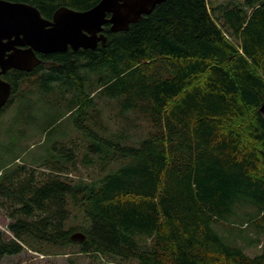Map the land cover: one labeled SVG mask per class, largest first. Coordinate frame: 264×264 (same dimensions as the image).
<instances>
[{
  "label": "trees",
  "instance_id": "1",
  "mask_svg": "<svg viewBox=\"0 0 264 264\" xmlns=\"http://www.w3.org/2000/svg\"><path fill=\"white\" fill-rule=\"evenodd\" d=\"M6 1L47 19L100 2ZM224 1L164 0L127 31L106 25L104 46L39 54L32 72L7 73L13 95L0 114L38 93L67 110L74 134L43 161L0 168L9 219L0 264L26 250L118 264H264V0ZM98 100L118 109V131ZM77 232L84 241L71 240ZM240 240L261 250L249 255Z\"/></svg>",
  "mask_w": 264,
  "mask_h": 264
},
{
  "label": "water",
  "instance_id": "2",
  "mask_svg": "<svg viewBox=\"0 0 264 264\" xmlns=\"http://www.w3.org/2000/svg\"><path fill=\"white\" fill-rule=\"evenodd\" d=\"M164 0H100L93 8L77 11L57 9L46 19L33 5L0 0V110L8 103L12 85L2 77L10 70L32 72L41 64L38 54L94 50L106 44L104 33L127 31L145 15H150ZM77 232L71 240L84 241Z\"/></svg>",
  "mask_w": 264,
  "mask_h": 264
},
{
  "label": "rangeland",
  "instance_id": "3",
  "mask_svg": "<svg viewBox=\"0 0 264 264\" xmlns=\"http://www.w3.org/2000/svg\"><path fill=\"white\" fill-rule=\"evenodd\" d=\"M234 1L242 2L243 0ZM210 2L213 4L226 3L224 0H210ZM24 90H28L27 82L21 85L19 92ZM38 96V93H32V96L26 100L13 101L1 112L0 168L16 159L20 163L43 161L49 156L55 143L65 142L68 139V133L73 136L72 121H69L70 119L65 116L67 110L62 106L60 109H50ZM96 108L105 114L104 125L110 131L116 132L120 129V122L116 118L118 109L114 104L105 100H98ZM54 122L56 128L58 127L60 130L58 134L53 136L44 133L46 124ZM137 132L136 138L140 136V132ZM79 170L76 176L81 178L82 172H86V170L81 164H79ZM8 223L9 219L0 208V230L8 233ZM249 236L255 238L256 234L251 232ZM238 243L249 255H254L261 250V247H248L241 240ZM1 264H118V262L107 257L95 258L93 255L43 256L26 250L17 256L3 258Z\"/></svg>",
  "mask_w": 264,
  "mask_h": 264
},
{
  "label": "flooded vegetation",
  "instance_id": "4",
  "mask_svg": "<svg viewBox=\"0 0 264 264\" xmlns=\"http://www.w3.org/2000/svg\"><path fill=\"white\" fill-rule=\"evenodd\" d=\"M46 19H47V18H46ZM51 19H52V18H51ZM38 55H39V54H38ZM13 70H14V69H13ZM10 71H12V70H10ZM10 71H8V72H10ZM8 72H7V73H8ZM7 73L2 77L3 79H4V77L7 75ZM4 80H6V79H4ZM6 81H7V80H6ZM7 82H9V81H7ZM9 83H10V82H9ZM10 84H11V83H10ZM11 85H12V84H11ZM12 95H13V85H12V94H11V96H10V99H11ZM10 99H9V101H10ZM9 101H8V102H9ZM7 104H8V103H7ZM7 104H6V105H7Z\"/></svg>",
  "mask_w": 264,
  "mask_h": 264
}]
</instances>
